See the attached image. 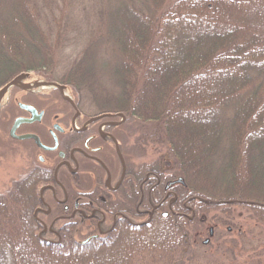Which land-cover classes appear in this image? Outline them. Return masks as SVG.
Segmentation results:
<instances>
[{"label":"trees","instance_id":"16d2710c","mask_svg":"<svg viewBox=\"0 0 264 264\" xmlns=\"http://www.w3.org/2000/svg\"><path fill=\"white\" fill-rule=\"evenodd\" d=\"M57 6V0H0V75L21 60L92 95V40L65 69L50 53L51 46L74 44L78 31L68 21L41 19L42 8L54 16ZM105 10L99 33L107 39L99 38L127 50L107 69L127 97L118 107L151 122L145 135L164 147L159 168L165 157L162 170L184 178L179 191L189 199L190 216L171 212L148 226L124 223L94 243H50L35 231L27 203L34 183L22 179L0 196V264H110L114 257L112 264H264V242L241 260L228 229L218 234L214 254L192 249L210 213L223 225L233 223L234 204L246 208L264 236V0H142L138 6L116 0ZM13 12L27 44L6 41ZM112 252L117 257L110 259Z\"/></svg>","mask_w":264,"mask_h":264},{"label":"flooded vegetation","instance_id":"af4514ba","mask_svg":"<svg viewBox=\"0 0 264 264\" xmlns=\"http://www.w3.org/2000/svg\"><path fill=\"white\" fill-rule=\"evenodd\" d=\"M22 65L0 81L3 87L23 71H38L12 85L3 97L0 168L12 160L27 170L0 196L22 179L34 183L27 193L34 199L27 203L40 237L55 244H86L124 223L137 227L171 212L190 216L189 199L179 191L186 186L184 178L162 170L167 158L159 168V157L150 156L139 115L118 106L89 104L83 89ZM214 233L209 226L210 236ZM208 241L210 237L204 239Z\"/></svg>","mask_w":264,"mask_h":264},{"label":"rangeland","instance_id":"374dc122","mask_svg":"<svg viewBox=\"0 0 264 264\" xmlns=\"http://www.w3.org/2000/svg\"><path fill=\"white\" fill-rule=\"evenodd\" d=\"M115 1L116 0H57L58 6L55 8L54 16L49 15V10H47L46 8L44 9L42 8L44 14H42L43 16H41V19L43 21L61 19V21L63 20L64 22L68 21V23L72 25V27H75L78 30L77 33L72 32V34L75 35L76 37L73 42L74 44L69 45L66 49L60 50L58 46L55 47L51 46L52 50H50V53L51 55H53L52 58L57 63L59 60L62 69L70 67L74 59L83 56V53H81L80 50H82L83 47L88 46L89 41L92 40V42L95 44L93 48L94 50L89 51L87 53V56H90L91 54L90 58L92 62H89L90 63L89 66L90 67L91 65L95 66L93 73L96 74L97 87L95 91L92 88V93H93L92 95L88 94L87 92L85 93V96L87 97L86 100L89 98V100H87L88 103L89 101H91V103L94 105L95 104L97 105L105 104L108 106L123 105L124 98H127L123 94L121 95L119 92H117L118 90L115 89L114 81L110 79L109 73L107 71L109 66L115 67L116 65H118V63L120 62L119 60L123 57L124 54H126L127 50H125V48L119 45L117 46L116 43H114V48L112 46V43H108V42L104 43L105 40L107 39L105 37L106 33H101V34L99 33L100 31L103 30L101 24L103 19L105 18L102 11L105 12L106 11L105 9L109 8L110 6H112L113 9ZM131 1H133V3L138 6L140 5V2L142 0H131ZM14 14L15 12L11 14L12 16L10 18L12 24H10L8 27L12 35L10 34L8 35L7 33L8 37L6 36V41H8L10 37H15V38L18 37L21 43L27 44L25 38L20 36V32L18 29L20 26L17 23L13 22L16 19V16ZM103 35L105 37L104 41H103L104 37L103 39L99 38ZM49 40L47 38L49 44L54 43L52 40L51 41ZM24 48L26 49V52L29 51L28 47L27 48L24 47ZM22 62L21 60H18V64H19L18 66H21L20 64ZM22 66L27 67L26 65H22ZM85 70L86 71L89 70L88 67H85ZM44 71H45L44 69L39 70V72H43V73ZM72 71L74 70L71 69L70 73ZM37 72L32 71L31 74L36 75ZM80 73L84 75L82 69ZM7 74L9 73H2L0 75V81ZM91 97L94 99H92ZM142 121L143 118L141 117L140 126L143 129L142 132H143V136L145 137L146 135L144 132L145 131L144 126H147V124L149 123L151 124V122H146V124H144L145 122ZM149 144H150L149 153L152 158L153 157L158 158L160 155H162V153H164V149H163L164 147H161V144L151 143V142ZM26 170L27 168H22V165H20V163H15L12 160L11 162L5 161V164H3L2 167L0 168V192H7L11 188L13 181L23 176ZM214 174L215 173H212V176ZM217 174L219 175V173ZM201 176L206 178V176L204 175ZM207 177L209 178L211 176H207ZM219 179L220 178H216L215 180L218 181ZM232 211L235 212L233 223H226L225 225H223L222 222L216 221L217 218L215 217V212L210 213L207 216L208 218L206 221L207 225L205 228L203 227V225L201 226L202 229L200 230V232H198L199 238L197 241L193 243V247H192L193 251L196 252L204 251L206 253L209 252L213 254L217 252L218 248L220 249L218 242L219 241L218 234L226 231L228 229V226L230 225L232 226V228L231 230L228 229L230 233L227 235V239L235 240V249L233 252L234 254L237 255V257H239V259L243 260V258H245L247 254H249L248 252L249 250H253L259 243L262 244L264 242V236L263 234H261L259 228L246 217L247 211L246 208H244V206L240 204H234L232 207ZM238 213L241 214L242 216L241 219L238 216H236V214ZM209 226H214L215 228V233L213 236H210L209 234ZM239 232H242V234L240 235ZM207 237H210V241L205 243L204 239H206ZM223 244L225 247H228L227 242H223ZM232 245L233 243L229 244V247L231 248ZM228 251H225L223 257L229 261V258H231L232 254ZM114 256L117 257L116 252L115 253L112 252L109 258L111 259ZM115 259H116L115 257L112 258L110 264H112L113 261L115 262Z\"/></svg>","mask_w":264,"mask_h":264},{"label":"water","instance_id":"95a60500","mask_svg":"<svg viewBox=\"0 0 264 264\" xmlns=\"http://www.w3.org/2000/svg\"><path fill=\"white\" fill-rule=\"evenodd\" d=\"M31 74L30 72H21L19 74H17L16 76H14L10 81H8L3 87H0V105L3 103L4 101V96L6 94V92L9 90V88L14 85V84H20L21 80L24 79V77H26V75ZM44 85H52V86H56L58 85V83L53 82V81H43ZM1 107V106H0Z\"/></svg>","mask_w":264,"mask_h":264},{"label":"bare ground","instance_id":"6f19581e","mask_svg":"<svg viewBox=\"0 0 264 264\" xmlns=\"http://www.w3.org/2000/svg\"><path fill=\"white\" fill-rule=\"evenodd\" d=\"M121 220H122L123 223L125 222V219H121ZM32 221L34 222V220H32ZM144 225L148 226V223H143L142 226H144ZM95 240H97V239H95ZM95 240H92V242L94 243ZM85 246H88V245H85Z\"/></svg>","mask_w":264,"mask_h":264}]
</instances>
